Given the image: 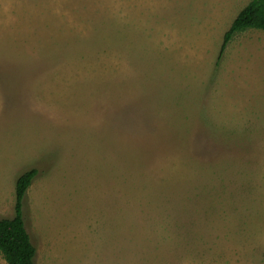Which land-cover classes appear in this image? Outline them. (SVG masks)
<instances>
[{
  "label": "rangeland",
  "instance_id": "374dc122",
  "mask_svg": "<svg viewBox=\"0 0 264 264\" xmlns=\"http://www.w3.org/2000/svg\"><path fill=\"white\" fill-rule=\"evenodd\" d=\"M249 1L0 0V219L34 168V264H264V30L221 51Z\"/></svg>",
  "mask_w": 264,
  "mask_h": 264
},
{
  "label": "trees",
  "instance_id": "16d2710c",
  "mask_svg": "<svg viewBox=\"0 0 264 264\" xmlns=\"http://www.w3.org/2000/svg\"><path fill=\"white\" fill-rule=\"evenodd\" d=\"M249 28L264 30V0H250L224 32L221 51L232 35ZM36 175L34 168L21 173L14 183V215L0 219V253L7 264H34L35 248L22 219V200Z\"/></svg>",
  "mask_w": 264,
  "mask_h": 264
}]
</instances>
